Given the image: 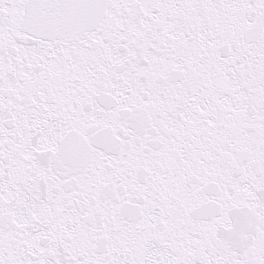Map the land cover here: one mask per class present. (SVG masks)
I'll return each mask as SVG.
<instances>
[{
    "label": "snow or ice",
    "instance_id": "1",
    "mask_svg": "<svg viewBox=\"0 0 264 264\" xmlns=\"http://www.w3.org/2000/svg\"><path fill=\"white\" fill-rule=\"evenodd\" d=\"M0 264H264V0H0Z\"/></svg>",
    "mask_w": 264,
    "mask_h": 264
}]
</instances>
